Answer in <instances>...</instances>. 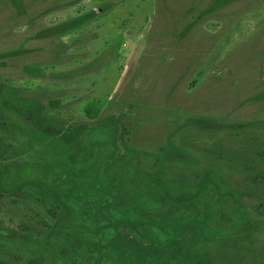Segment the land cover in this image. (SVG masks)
Listing matches in <instances>:
<instances>
[{
    "label": "rangeland",
    "instance_id": "obj_1",
    "mask_svg": "<svg viewBox=\"0 0 264 264\" xmlns=\"http://www.w3.org/2000/svg\"><path fill=\"white\" fill-rule=\"evenodd\" d=\"M0 88L35 101L50 128L118 119L142 167L198 158L162 167L182 180L219 172L252 224L232 254L264 261L252 253L264 250V0H0ZM0 135L25 145L18 128L0 126ZM45 149L40 141L19 156L37 161ZM11 187L0 183V264H25L30 248L51 253L45 236L57 208ZM64 257L55 264H68Z\"/></svg>",
    "mask_w": 264,
    "mask_h": 264
},
{
    "label": "trees",
    "instance_id": "obj_2",
    "mask_svg": "<svg viewBox=\"0 0 264 264\" xmlns=\"http://www.w3.org/2000/svg\"><path fill=\"white\" fill-rule=\"evenodd\" d=\"M80 20L74 17L56 28ZM7 93L0 88V126L11 132L18 128L25 145L0 135V183L10 182L18 192L36 190L57 208L45 236L51 253L47 246L30 248L25 264H55L58 254L68 264H212V259L247 264V256L232 254L230 248L250 233L249 214L219 172L208 167L182 180L162 167L170 159L197 162L192 155L164 157L155 170L142 167L133 161L135 149L122 142L118 119L50 128L35 101L27 102L13 90L10 97ZM95 129L102 134L87 137ZM40 141L50 148L44 150L46 156L37 161L19 156ZM257 252L264 250L252 253Z\"/></svg>",
    "mask_w": 264,
    "mask_h": 264
}]
</instances>
